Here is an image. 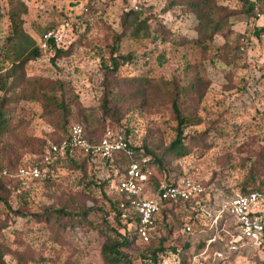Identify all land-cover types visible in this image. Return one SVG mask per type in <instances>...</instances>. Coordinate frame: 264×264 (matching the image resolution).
<instances>
[{
    "label": "rangeland",
    "instance_id": "374dc122",
    "mask_svg": "<svg viewBox=\"0 0 264 264\" xmlns=\"http://www.w3.org/2000/svg\"><path fill=\"white\" fill-rule=\"evenodd\" d=\"M18 1L0 0V170L37 159L72 124L94 141L122 131L150 159V187L185 177L205 192L198 205L167 203L151 242L123 245L114 264H142L159 247L165 264H264V242L232 249L233 219L213 221L243 188L264 187V0L254 10L244 0H21L28 36L9 18ZM48 29L65 46L22 62ZM126 163L79 156L48 182L3 179L0 264H107L103 243L124 231L114 208Z\"/></svg>",
    "mask_w": 264,
    "mask_h": 264
},
{
    "label": "built area",
    "instance_id": "2783aa9c",
    "mask_svg": "<svg viewBox=\"0 0 264 264\" xmlns=\"http://www.w3.org/2000/svg\"><path fill=\"white\" fill-rule=\"evenodd\" d=\"M64 37L61 29H48L44 31L37 42L41 50L50 49L52 45L57 48L64 47ZM123 152L129 157L126 173L116 182V192L125 196L128 208L137 214V221L129 222L123 233L128 232L148 241L154 228L153 222L161 209L167 203L189 202L198 205L204 195L203 186L190 178L181 177L175 181L161 180L155 188L149 185V172L142 165L147 157L135 159L130 148V142L122 131L106 128L97 142H90L79 124H72L68 129V136L59 142H49L44 146L42 153L28 163H24L13 172L3 169L1 175L18 179L23 186H29L44 179H54L64 167L61 161L66 157L78 156L90 159L99 157L111 159L117 153ZM121 205H124L123 203ZM229 215L233 219L232 232L229 233L228 246L236 249L237 243L264 242V188L253 189L246 194L237 193L226 201L215 214L216 223ZM123 217L126 213L122 214ZM189 229V226H187ZM161 256V264H165ZM143 264H156L151 256L143 259ZM189 264H203L194 257Z\"/></svg>",
    "mask_w": 264,
    "mask_h": 264
},
{
    "label": "trees",
    "instance_id": "16d2710c",
    "mask_svg": "<svg viewBox=\"0 0 264 264\" xmlns=\"http://www.w3.org/2000/svg\"><path fill=\"white\" fill-rule=\"evenodd\" d=\"M259 0H244V2L247 4V8L248 10H254L257 6V3H258ZM18 5L15 7H12L11 10H10V14H9V18H10V21H11V24H12V28L14 30V33H21L22 35H25L23 29L21 28V22H22V19H21V16L26 12V5L21 1L19 0L18 1ZM25 36H28V35H25ZM34 44V42H33ZM51 47L53 48H56L54 45H52ZM39 47L38 45L35 47H33L30 51V54L28 53V55L22 59V62L26 59H32L34 57H37L39 56L40 54V51H39ZM58 52L61 51V49H57ZM122 58H127L125 56H122ZM118 60L116 59V57H113L112 58V65L108 66L110 70L112 69H115L118 65ZM6 88V85L5 83L4 84H1V88ZM173 110H174V113H175V116H176V119H177V126H176V137L175 139L172 141L171 145L173 147H175L176 151H177V154L181 155L183 154L182 152V141H181V138L183 137L182 134H183V124H184V118L182 117L181 113H180V109L178 108V105L176 104V102H173ZM5 123V119L3 118V112L1 111L0 109V131L2 130L3 128V125ZM69 129V127H68ZM68 129H67V133L65 136H63L62 138H60L59 140L57 141H54V142H59L60 140H62L63 138L67 137L68 136ZM103 135V134H102ZM86 136V135H85ZM86 138L90 141V142H97L99 139L97 140H92L90 139L89 137L86 136ZM44 148V147H43ZM130 148L133 150L134 152V157L135 159H139L142 158V157H146L147 154H141L140 153V149H138V147H135L133 146L131 143H130ZM43 150V149H42ZM42 150L40 151L39 155L42 153ZM118 154H121L123 155L125 158H127V163H126V166L127 164L129 163V157H127L123 152H120V153H117ZM79 157V156H78ZM71 158L70 156H66L62 161H61V165H64V166H67V165H71L73 164L76 159L78 158ZM85 160L87 159H90L89 156H86V157H83ZM149 161L150 159H148L143 165H142V168L144 170H148V165H149ZM24 164V163H23ZM23 164H20L18 165L15 170L20 167L21 165ZM69 165V166H70ZM4 169V168H3ZM1 169L0 170V187L3 184V179L7 178L9 180H12L15 185H18L20 184L19 180L18 179H12V178H9L8 176H4V175H1V171L3 170ZM126 173V168H125V172L124 174ZM123 174V175H124ZM122 175V176H123ZM120 178V177H119ZM55 179V178H54ZM54 179H44V180H40L36 183H41V182H48V181H51V180H54ZM118 181V180H117ZM157 186V185H156ZM264 187H258V188H255V189H263ZM250 190H246L243 188V191L241 192L242 194H246L248 193ZM122 196V195H121ZM124 204V205H121V204ZM122 203L121 201L120 202H116L115 203V213H116V218L118 220V224L120 228H123L125 229L127 224L129 222H133V221H137L138 217H137V214L133 212V210H131L130 208H128V203H127V199L125 198V196H122ZM123 210V211H122ZM124 210H126L124 212ZM123 213H126V216L123 217L122 214ZM121 221V222H120ZM116 233L117 231L114 230ZM152 232V231H151ZM119 237H121L120 240H118L116 238V236H110L108 237L109 240L108 241H105L103 243V246L101 248V255H102V258L103 260L107 263V264H114V263H118L121 259V251H120V247H122L123 245L127 246L131 243H134L136 241V239H139L140 242L144 243V244H149L151 242V239H152V234L150 233V238L148 241H143L140 237H138L137 235L135 234H130L128 232H125L123 233L122 235L119 233ZM188 246V245H186ZM172 252H175L174 251V248L171 250ZM164 253V249H162L161 247L153 250L152 252H150L149 254H146L143 256V259L146 258L147 256H151V258L154 260V262L156 264H159V260L161 259V256L163 255ZM142 264H143V261H142ZM182 264V262L180 263Z\"/></svg>",
    "mask_w": 264,
    "mask_h": 264
},
{
    "label": "crops",
    "instance_id": "0c3cea01",
    "mask_svg": "<svg viewBox=\"0 0 264 264\" xmlns=\"http://www.w3.org/2000/svg\"><path fill=\"white\" fill-rule=\"evenodd\" d=\"M171 255H174L173 257H176L177 256V254L176 253H170ZM169 254V255H170ZM178 258V257H177ZM180 260V259H179ZM178 264H180V263H178Z\"/></svg>",
    "mask_w": 264,
    "mask_h": 264
}]
</instances>
